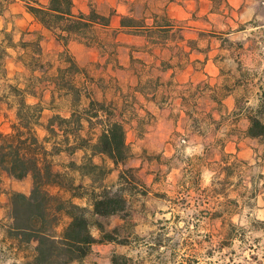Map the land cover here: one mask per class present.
I'll return each mask as SVG.
<instances>
[{"label":"rangeland","instance_id":"374dc122","mask_svg":"<svg viewBox=\"0 0 264 264\" xmlns=\"http://www.w3.org/2000/svg\"><path fill=\"white\" fill-rule=\"evenodd\" d=\"M74 3L78 11H89L95 6L106 15L114 14L115 24L120 20L116 13L133 14L140 19L147 15L152 24L154 13L162 23L167 12L175 21L171 32H125L120 36L119 58L125 68L133 54L155 65L154 79L160 75L165 82L172 80V84L158 87L156 103L142 98L155 120L144 135L128 129L132 157L118 167L106 160L109 173L104 181L96 183L114 190L125 188L129 216L116 214L95 220L119 240L127 241L96 245L83 263L113 264L115 256L126 264H264V136H247L248 117L261 115L258 111L264 110V0ZM178 26L184 27L188 40H181ZM0 29H6L16 44L22 38L38 37L24 32L40 30L27 13L24 0L7 4L0 15ZM42 35L45 62L60 64L65 48L84 66L104 64L108 57L98 45L71 40L65 47L50 32ZM195 46L198 48L190 50ZM9 53L5 58L6 73H0V132L4 133L11 132L17 121L19 98L14 95L15 87H25L30 75L18 59L23 53L21 46L10 48ZM207 55L218 56L222 63L216 75L210 65L205 71ZM138 65L142 67L141 63ZM111 67L107 72L122 82H137L129 70ZM208 69L211 77L206 75ZM93 72L97 75L105 70L96 66ZM149 78L144 73L142 84ZM230 91L235 96V108L231 113H222L220 99ZM163 95H171L172 103H157ZM45 102L47 117L64 109L63 104L50 109L49 98ZM81 155V151L74 156L62 153L55 157V163L62 169L61 165L69 164L72 158L79 163ZM94 161L102 163L99 156ZM126 168L133 169L121 181L120 172ZM73 173L76 184L92 182L77 171ZM95 173L91 177L100 178L99 172ZM32 189L31 175L17 179L0 171V219H9L13 192L29 195ZM76 201L87 203L85 199ZM91 231L94 237H101L97 226L93 225ZM3 237L0 230V264H22L32 255L31 246L18 247L17 242L1 241Z\"/></svg>","mask_w":264,"mask_h":264},{"label":"trees","instance_id":"16d2710c","mask_svg":"<svg viewBox=\"0 0 264 264\" xmlns=\"http://www.w3.org/2000/svg\"><path fill=\"white\" fill-rule=\"evenodd\" d=\"M10 1L0 0V15ZM24 1L27 13L41 29L24 32V35L38 34V37L22 38L20 44L14 42L6 29H0V73H6L5 58L10 55L9 49L16 50L18 46L23 50L18 59L30 70L26 86L15 87L14 95L19 98L17 121L12 124L11 132H0V171L17 179L31 175L33 189L29 195L12 193L9 221H0V230L4 231L6 239L17 242L16 246H31L32 255L22 264L83 263L95 243L127 241L119 240L105 230L103 223L95 220L116 214L129 216L125 188L114 190L96 183L104 181L109 173L104 165L106 160L118 167L132 157L127 142L128 129L135 128L143 134L154 119L146 109L145 114L141 113L144 107L139 93L157 91L159 78L154 79L151 70L139 68L133 57L134 74L140 78L146 73L150 77L145 85L140 80L137 85L125 86L107 69L110 65L113 69L122 66L117 41L121 30L138 33L152 30V26L144 19L122 15L119 27L112 30L113 15H105L93 6L84 12L75 10L74 0ZM160 26H165L163 30L170 27L168 24ZM43 30L65 47L69 41L78 40L98 45L108 57L104 64L84 66L65 48L60 54V64L45 62L41 44ZM96 66H103L105 72L96 75L93 72ZM27 97L36 101L30 102ZM47 98L50 109H57L59 104H63L64 109H57L58 112L47 117ZM258 112L261 115L248 117L247 136L252 138L264 136V110ZM80 151L79 163L72 158L69 164L61 165L62 169L57 167L56 156L62 153L74 156ZM95 156L101 158V164L94 161ZM132 169H122L119 179L125 180ZM73 171L92 182L76 184ZM97 171L101 179L91 177ZM77 199H85L87 203L81 204ZM93 225L101 232L99 239L92 234ZM112 262L126 264L115 256Z\"/></svg>","mask_w":264,"mask_h":264},{"label":"crops","instance_id":"0c3cea01","mask_svg":"<svg viewBox=\"0 0 264 264\" xmlns=\"http://www.w3.org/2000/svg\"><path fill=\"white\" fill-rule=\"evenodd\" d=\"M75 4V3H74ZM93 7H95V6H93ZM147 7V9H148V6H146ZM96 8V7H95ZM97 9V8H96ZM75 10L76 11H78L77 9H76V6H75ZM90 10V9H89ZM98 10V9H97ZM134 10V9H133ZM99 12H101L100 10H98ZM84 12H88V11H84ZM116 12V11H115ZM102 13V12H101ZM103 14H105V13H103ZM106 15V14H105ZM113 16H112V30L113 29H115V28H118L119 27V23H120V20L118 21V24H115V22H114V14H112ZM116 15H118L119 17H120V19H121V16L123 15V14H120V13H116ZM124 16H130V17H135V18H138V19H140L139 17H137L136 15H124ZM153 17V23L152 24H150L149 22H148V19L150 18L149 16H143L141 19H144L145 21H146V23H148L150 26H152V30H141L140 32H142V31H148V32H153V31H160V32H171L173 29H175V24H174V18L171 16V15H169L167 12L165 13V15H164V22H162V23H159V20H158V16H156V14L154 13L153 15H152ZM31 17V16H30ZM32 18V17H31ZM32 21H33V19H32ZM34 22V21H33ZM36 23V22H35ZM37 24V23H36ZM165 24H168L170 27V29L168 30V29H166V30H163V28L165 27V26H160V25H165ZM38 26H39V28L41 29V26L38 24ZM177 26V25H176ZM179 27V26H178ZM179 29L181 30V40H183V41H185V40H188L187 39V37L185 36V31H184V27L183 26H181V27H179ZM179 30V31H180ZM45 30H43L42 31V33L44 32ZM125 32H131V31H128L127 29L126 30H121L120 32H119V34H118V36H117V41L119 42V47H118V59H119V62H120V64L122 65V63H121V61H120V58H119V49H120V47L122 46V44H121V42H120V36H121V34L122 33H125ZM140 32H138V33H140ZM133 33H135V32H133ZM138 33H135V34H137V35H140V34H138ZM165 46V45H164ZM198 47H191V49L190 50H194V49H197ZM150 53H152L151 51H150ZM188 55L190 56L191 55V51L188 53ZM105 56H107V55H104V57ZM132 57L133 58H135L136 60H137V62H135V64L139 67V65L138 64H140L141 63V65H142V69H144V70H151L152 72H153V70L154 69H156V67H155V65L154 64H149V63H146V62H144V61H142L140 58H138V57H135L133 54H131V59H130V64H129V66L127 67V68H125L123 65L121 66V67H118V68H115V70L116 69H123V70H129L131 73H132V75H134L136 78H137V82L135 83V84H131V83H124V82H122L121 80H120V78L117 76V78L120 80V82L121 83H123L125 86H127V85H137L138 83H139V81L141 80V84H142V76L139 78L136 74H134V72L132 71ZM218 58V56H215V57H210V56H208L207 55V57H205V65H206V67H205V71H207V68H208V66L210 65V69L212 68V70H214V72L216 71V73H215V75L217 74V72H218V70H220L221 69V67H222V63L221 62H219V60L217 59ZM210 62H212V63H210ZM241 67H244V66H242V65H240ZM247 66V65H246ZM112 69H113V66L111 67ZM140 68V67H139ZM165 71V70H164ZM206 75L207 76H212L213 74L211 73V71H209V69H208V73L206 72ZM151 76L153 77V73L151 74ZM156 79L157 78H159V86L158 87H160V86H170L171 84H172V80H170V81H164L163 80V77L162 76H157V77H155ZM143 85V84H142ZM167 92V91H166ZM167 94H168V92H167ZM142 98H145L148 102H150V101H152V102H155L156 103V101L158 100L157 98H158V90L157 91H155V92H153V93H151V94H140L139 93V99H140V102L142 103V105H143V109H141L140 111H141V113L142 114H145V109L146 110H148V111H150L147 107H146V105H145V103H143V101H142ZM182 99H184L183 97H182ZM221 101V106H222V113L223 112H228V113H231L232 112V110L235 108V96L233 95V91H230V94H227L226 96H224L223 98H221L220 99ZM157 103H160V104H162V105H168V104H171L172 103V97H171V95L169 96V95H163L162 97H161V100H160V102L158 101ZM160 104H158V105H160ZM151 113H152V115L154 116V113L152 112V111H150ZM155 120V116H154V119H153V121ZM153 121H152V123H153ZM152 123H151V125H152ZM150 125V126H151ZM150 126H148V127H150ZM148 127L146 128V132H144L143 134H141V135H144V134H146L147 133V129H148ZM135 129V128H134ZM136 130V129H135ZM136 131H138V130H136ZM5 173V172H4ZM0 221H3V223H7L8 221H9V219L7 220V222H4V220L3 219H0ZM3 232V235H4V237L3 238H5V240L6 241H8V239H6V237H5V233H4V231H2ZM97 245V247H100V246H104V243H100V244H94L93 246H92V249L94 250L95 249V246ZM87 257H89V255L88 256H86V258Z\"/></svg>","mask_w":264,"mask_h":264}]
</instances>
